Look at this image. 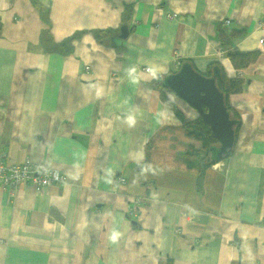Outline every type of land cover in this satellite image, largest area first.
Segmentation results:
<instances>
[{
	"label": "crops",
	"instance_id": "1",
	"mask_svg": "<svg viewBox=\"0 0 264 264\" xmlns=\"http://www.w3.org/2000/svg\"><path fill=\"white\" fill-rule=\"evenodd\" d=\"M47 29L55 42L74 36L70 49L48 51ZM260 38L264 0H0V153L68 178L0 182V264H264ZM229 51L259 55L236 67ZM185 62L243 79L233 154L201 174L145 162L161 125L199 116L169 93L181 120L149 87Z\"/></svg>",
	"mask_w": 264,
	"mask_h": 264
},
{
	"label": "trees",
	"instance_id": "2",
	"mask_svg": "<svg viewBox=\"0 0 264 264\" xmlns=\"http://www.w3.org/2000/svg\"><path fill=\"white\" fill-rule=\"evenodd\" d=\"M44 32L45 30L43 31V45L48 51L63 53L70 49L69 42L74 36L62 42H55L48 29L45 33ZM108 32H110V30H106L105 32H101L100 30L97 32V35L102 37V35H107ZM232 35L233 34L228 35L226 33L221 34V38H223L226 45H229L231 41L229 38ZM223 41L222 44L224 45ZM228 55L236 67H244L256 60L259 51H229ZM204 74L216 77L217 85L224 94L225 104L230 112L231 118L237 120L234 125L236 138L241 121L239 115L231 106L230 101L233 93H237L242 89L243 79L228 77L221 63H213ZM150 86L161 93L167 107L184 121L185 118L180 109L167 96V94L172 92L162 81L154 79L149 82V87ZM204 108L207 110L206 106ZM174 144L181 146L185 150L184 160L178 161L175 159ZM217 145H219V141L213 135L210 125L206 123L199 114L198 118L188 122L161 125L148 139L146 145V161H150L159 167L196 170L201 174L214 163L215 158L210 149ZM166 264H171V262L167 261Z\"/></svg>",
	"mask_w": 264,
	"mask_h": 264
},
{
	"label": "water",
	"instance_id": "3",
	"mask_svg": "<svg viewBox=\"0 0 264 264\" xmlns=\"http://www.w3.org/2000/svg\"><path fill=\"white\" fill-rule=\"evenodd\" d=\"M162 83L176 96L193 106L210 125L213 135L219 141V145L210 149L215 158L214 162L230 157L234 151V125L237 120L231 118L216 77L207 76L185 62L178 70L165 76Z\"/></svg>",
	"mask_w": 264,
	"mask_h": 264
},
{
	"label": "built area",
	"instance_id": "4",
	"mask_svg": "<svg viewBox=\"0 0 264 264\" xmlns=\"http://www.w3.org/2000/svg\"><path fill=\"white\" fill-rule=\"evenodd\" d=\"M169 17H174L172 14ZM228 22V20H227ZM260 42L264 43V38H260ZM180 64L174 65V71L180 68ZM66 175L60 171L53 169L45 163L33 162L30 158L25 160L23 164H7L3 160V155L0 156V182L3 185H11L17 187L23 182L35 184L38 189L46 187L52 183H65ZM121 184L126 183V178L118 177Z\"/></svg>",
	"mask_w": 264,
	"mask_h": 264
},
{
	"label": "clouds",
	"instance_id": "5",
	"mask_svg": "<svg viewBox=\"0 0 264 264\" xmlns=\"http://www.w3.org/2000/svg\"><path fill=\"white\" fill-rule=\"evenodd\" d=\"M127 120L128 122L131 124V123H134L135 122V117L134 115H129L127 117ZM119 237H120V233L119 231L117 230H113L111 236H110V240L113 242V243H116L118 240H119Z\"/></svg>",
	"mask_w": 264,
	"mask_h": 264
},
{
	"label": "rangeland",
	"instance_id": "6",
	"mask_svg": "<svg viewBox=\"0 0 264 264\" xmlns=\"http://www.w3.org/2000/svg\"><path fill=\"white\" fill-rule=\"evenodd\" d=\"M154 80V79H153ZM169 99L172 101L173 99L171 98V97H169ZM175 150V149H174ZM3 153H0V156L2 155ZM146 158V157H145ZM145 162L147 163V164H151V165H155V164H153L152 162H150V161H146V159H145ZM23 163H25V161L24 162H22V163H18V164H23ZM13 164H17V163H13ZM157 166V165H156ZM53 169H56V168H53ZM56 170H58V169H56ZM58 171H60V170H58ZM61 172V171H60ZM62 173V172H61ZM64 173V172H63ZM67 176H66V180H65V182L67 181Z\"/></svg>",
	"mask_w": 264,
	"mask_h": 264
},
{
	"label": "bare ground",
	"instance_id": "7",
	"mask_svg": "<svg viewBox=\"0 0 264 264\" xmlns=\"http://www.w3.org/2000/svg\"><path fill=\"white\" fill-rule=\"evenodd\" d=\"M218 162H219V161H218ZM52 168H53V167H52ZM119 176H122V175H119ZM119 176H118V177H119ZM123 177H124V176H123ZM125 178H126V177H125ZM126 180H127V178H126ZM118 182H119V181H118ZM126 182H127V181H126ZM119 184H121V183H119ZM124 184H125V183H124Z\"/></svg>",
	"mask_w": 264,
	"mask_h": 264
}]
</instances>
